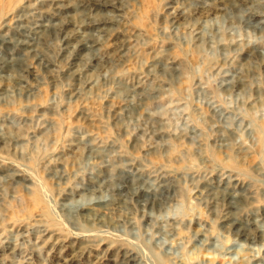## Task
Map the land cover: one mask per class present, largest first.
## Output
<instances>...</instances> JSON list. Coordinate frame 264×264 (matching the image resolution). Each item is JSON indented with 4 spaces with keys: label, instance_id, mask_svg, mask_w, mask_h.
Returning a JSON list of instances; mask_svg holds the SVG:
<instances>
[{
    "label": "rangeland",
    "instance_id": "1",
    "mask_svg": "<svg viewBox=\"0 0 264 264\" xmlns=\"http://www.w3.org/2000/svg\"><path fill=\"white\" fill-rule=\"evenodd\" d=\"M2 1L0 17L20 11L26 2L12 0L4 8ZM64 2L76 7L75 22L62 27L55 21L59 28L37 40L39 56L22 59L24 68L5 75L8 98L0 101V122L7 121L8 133L5 139L0 136V164L6 169L0 172V236L15 239L19 230L37 223L72 236L59 213L65 197L96 179L100 164L121 168L127 162L119 156H124L147 169L151 178L141 185L151 186L156 171L166 173L170 191L162 207L132 209L131 222L121 230L136 233L128 239L146 248L153 264H264V234L261 240L253 232L255 242H245L223 227L224 206L214 207L198 197V188L224 167L241 173L259 200L257 206H262L258 208H264V0ZM41 9L56 11L51 5ZM179 12L184 14L174 20ZM93 23L106 26L108 34L94 32ZM196 25L204 27V41H195ZM89 38L99 40L94 53L78 58V52L67 48ZM0 50L2 57L5 49ZM172 61L178 64L174 72L167 68ZM224 75L232 89L225 88ZM136 83L143 92L129 91ZM159 85L163 93L149 95L148 89ZM126 106L129 111H123ZM149 116L160 122L152 123ZM154 129L161 136L155 138ZM78 132L105 141L100 155L77 141ZM222 138L228 139L227 149L219 147ZM12 172L41 182L45 198L37 195L32 182L12 184ZM49 207L54 212L49 213ZM257 215L244 212L239 220L245 225L256 217L264 229L263 213ZM32 236L27 243L18 240L17 257L1 253L0 262L23 264L35 242ZM50 256L26 264H55ZM146 259L140 264L151 263Z\"/></svg>",
    "mask_w": 264,
    "mask_h": 264
},
{
    "label": "bare ground",
    "instance_id": "2",
    "mask_svg": "<svg viewBox=\"0 0 264 264\" xmlns=\"http://www.w3.org/2000/svg\"><path fill=\"white\" fill-rule=\"evenodd\" d=\"M5 1L6 3L3 4L4 8L6 4H9L10 2H12V0H9V1L5 0ZM25 1L26 2L25 4L23 3L24 6H22L20 11H15L11 14L7 13L5 14V16L3 14L2 17H0V49L2 50L5 49L4 52L2 53V57H0V101L1 100L4 101L3 99L8 98V91L4 88L5 85H3V83L6 82L5 75L6 74L10 75L12 73H15L18 70V66H21L20 67L21 69L24 68L23 63L21 62L22 59L26 60L27 57L28 58L34 57L36 59V57L39 56L38 55L39 48H38L37 40H39L41 37H43L45 34L49 33L50 31L56 30V27L59 28L58 26L59 21L61 22L62 27L69 26L71 23L75 22L74 21L75 18L73 14L77 13V9L76 7H73L70 4H66L64 0H36L37 3L34 2V4L29 3V0H25ZM45 5L53 6V8L56 11L54 13H52L53 12L52 11L51 12L52 14L43 12L41 7ZM3 10L4 9H0V15ZM183 14H184L183 12H179L176 15V17L173 19L177 20L179 17H182ZM65 19L66 20L68 19V21L65 22ZM55 21H58V23L56 24ZM108 24L109 23H106V25ZM93 26H94L93 27L94 32L96 31V33L101 34V37L102 35L108 34L109 30L106 28V26L104 27L103 25L96 24V23H93ZM203 28L199 27L198 25L195 26V29H194L195 41L201 42L203 40V34H202ZM17 35L19 39L15 40L13 37H16ZM89 40H90L89 42L88 41L82 42L73 47L70 45L69 46L67 45V48L68 49L72 48L73 50L78 52L79 54L78 53L76 54L78 58H80L82 54L86 52L87 53L93 52V50L99 44L98 43L99 40L98 42L91 41V38H89ZM126 50L128 49L126 48ZM97 51L98 50H96V52ZM122 56L124 55H121L120 57ZM110 57H112V54ZM93 58H94V61L98 60L96 59V56ZM176 65L178 64L175 61H172L167 64V68H169L171 72H174L176 70L175 69ZM75 72H78V70L74 71L72 76L76 75ZM223 78H224L223 81L225 82L224 83L225 88L227 89L231 87L233 88L230 78L227 75H224ZM92 83L93 82L89 81L88 82L89 86H92ZM238 83L242 84L243 81L240 79ZM126 90H129V89H126ZM142 90L144 89H142L141 84L138 83L136 86H133L132 89H130L129 91L132 93H139ZM148 90H149V95H156V94L163 93L162 87L160 85L155 88L150 87ZM128 107L129 106H126V108L124 107L123 111H127ZM148 119L154 124H158V122H160L159 119H157V117L154 118L153 116L152 117L149 116L147 120ZM2 120L0 122V136L3 139H5L8 133L6 132L8 130L6 126L7 121H4V120L2 121ZM41 126H43L42 127V131H43V129H45V126L44 125H41ZM153 136L157 138L161 135L159 131L155 130L153 131ZM76 139L81 144L87 143L89 147L88 151H90V153H93L95 155H100V153L103 151V148L105 147V141L97 140L92 135L78 132ZM136 141H137V138H136ZM227 141L228 139H225V138H222L221 140H219V147L223 149L225 148L227 149V146H226ZM155 149H156L155 146H150L149 148V150H155ZM119 158H120V161H123V162L125 161V163L126 162L127 163L124 164L121 168L113 167V165H110V164L106 165V163L100 164L98 167L99 169L96 174V179L92 178L93 181H89L88 184H85L82 187H75L74 189H72V191L69 192V194H67V196L65 197L64 203L60 205L59 213L63 215L64 217L63 220H65V222L70 227L72 236L70 235H69L70 237L63 236L59 231L52 230L51 228L47 227V225L45 226L41 223L40 225H38L37 223V226H32V227L30 226V228L25 227L19 230L18 233H16L17 236L15 235L16 240L12 239L11 236L10 238L8 237L3 238L1 234L0 254L8 253L10 257L12 256L14 258V256L19 252L18 251L19 249L17 250L18 240H20L21 242H24L27 238H29V236L33 235L34 237L33 236L32 237L35 238V242L31 244L32 246L30 248V252L26 251L27 253H30V254L27 255V257L23 259V262H22L23 264L28 263L33 258H38L40 259L41 262H43L44 255L46 254L52 255L50 257H52L53 262L55 264H82L83 262L87 264H99L103 261L105 262V264H140V262H142L143 258L145 257L148 259H151V263H152L153 260H152V257H150L149 251L146 248H144L142 245H140L139 243L135 241H131L130 240L131 238L128 239L129 236H133V235L135 238L136 233H132V232L129 233L127 230H125V232L121 230L124 227L123 225L125 223L131 222L132 209H140L141 211L146 212V211H152L155 209L159 210L162 207L163 197L167 195V192L169 190L168 186L165 185L167 182L166 173L156 171L157 175L155 174L156 176H154L155 180L153 181L151 180L152 181L151 186H145V184L141 185L140 183H142L144 180L146 179L150 180L151 178V176L148 175L147 173V169L146 168L144 169V167L141 166L142 164L140 165L133 161H127V158L124 156H119ZM229 161L234 163L235 157L231 155L229 157ZM219 169H220L219 170L220 174L217 177H215L212 180L210 179L209 181L206 180L207 182H205V185H203L200 188V190L198 188V194H199L198 197H200L204 201L208 200L210 204L214 205V207L219 204H221L222 207L224 206L226 213L223 215V219H221L223 220V224H224L223 227L233 230L234 233H236V235L240 239L244 240L245 242L254 243L255 234L254 236H252L251 233L255 232V233H258V235L260 234L259 239H261L262 235L264 234V229L257 224V220L255 219L256 217L252 218V220L245 225H243L240 222L239 217H240V214L244 212L247 213L248 211L250 213V216L257 215L258 212H262L263 213L262 220L264 222V208L261 210L258 208V207L261 208L262 206H257V203L259 202V200L257 199L255 193L251 191L252 189V188L250 189L251 185L245 183L241 179L242 175L240 172H238L237 170L227 169L224 167H220ZM5 171L6 169L4 168V166L0 164V172H5ZM17 173L18 174H16L15 172L14 174V172H12V175L9 178L12 181V184H13V181H16L18 183V180L19 182L21 180L24 183L32 182V184L35 187V191L37 195L40 194L41 196H43L44 193L47 194V191H45V189L42 186L43 184H41V182L31 181L29 177H23L21 176V174L19 175V172ZM53 173H55L56 178L59 177L61 174L58 171H54ZM149 180L148 182H150ZM12 190H14V188ZM261 196H262V199L264 200V193H262ZM42 198L44 199L45 197L43 196ZM53 209L54 208L49 207V210H48L49 213H52V211L54 212ZM114 214L116 215V220L113 217ZM33 229H36L34 233H33ZM119 230L122 232L123 235H118ZM12 231H14L13 228L9 230L8 233H11ZM126 241L130 242V244L132 245L130 246L124 245V242ZM22 253H20V255ZM1 259L3 260V257L0 258V261H2ZM148 259H146L145 262H147ZM41 262L37 264H43ZM156 262L154 261V264H157ZM0 263L2 264V262Z\"/></svg>",
    "mask_w": 264,
    "mask_h": 264
}]
</instances>
